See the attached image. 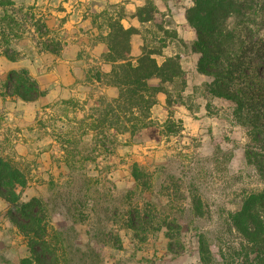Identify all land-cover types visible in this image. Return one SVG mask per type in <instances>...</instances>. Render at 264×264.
Listing matches in <instances>:
<instances>
[{
	"label": "rangeland",
	"instance_id": "1",
	"mask_svg": "<svg viewBox=\"0 0 264 264\" xmlns=\"http://www.w3.org/2000/svg\"><path fill=\"white\" fill-rule=\"evenodd\" d=\"M147 1L156 8L151 22L136 10ZM192 0H0V156L25 173L20 200L41 198L48 226L61 233L64 253L58 264H200L197 234L213 251L237 245L227 224L241 197L264 187L246 163V129L233 118V104L210 97L202 85L211 80L196 69L195 30L185 18ZM10 15L15 19L8 22ZM133 28L128 56L143 43L165 38L157 63L178 55L185 87H165L184 103L168 104L158 93L149 126L131 135L96 127L117 89L95 78L111 64L104 58L108 25ZM6 53L8 56H6ZM27 71L42 95L25 101L4 94L9 71ZM191 105V108H189ZM170 123V124H169ZM136 164L148 187L131 174ZM191 193L203 216L191 211ZM0 197V264H20L28 256L26 237L8 215ZM135 219L136 229L129 227ZM181 226L172 250L158 221ZM220 261L219 254H214Z\"/></svg>",
	"mask_w": 264,
	"mask_h": 264
},
{
	"label": "trees",
	"instance_id": "2",
	"mask_svg": "<svg viewBox=\"0 0 264 264\" xmlns=\"http://www.w3.org/2000/svg\"><path fill=\"white\" fill-rule=\"evenodd\" d=\"M155 14L150 1L135 12L141 22L153 21ZM185 18L196 33L192 43L193 51L199 54L196 69L211 78L202 85L203 91L233 104V118L248 136L246 163L264 180V0H192L185 8ZM10 21H15L12 15ZM108 28L104 58L111 66L105 72L96 71L95 78L115 87L117 95L105 104L95 126L133 135L150 125L149 113L158 93L166 94L168 104L176 98L184 103L180 93L172 97L165 84L176 83L182 90L185 73L178 55L167 56L161 63L153 56L161 54L165 38L173 37L174 31L157 25L156 32L162 31V35L143 43L141 54L133 60L128 51L135 29L123 28L116 20L110 21ZM4 84V94L25 101L42 95L24 69L9 71ZM131 174L137 185L148 187L147 174L136 164ZM26 181L22 170L0 156V197L8 204L9 218L27 240L29 254L20 264H58L64 254L61 233L48 226L41 198L20 200L17 188ZM190 197L192 213L203 216L200 197L196 193ZM227 224L239 236L237 245L226 244L224 250L218 247L213 251L208 237L198 233L200 264H264V187L245 193L239 207L228 213ZM129 227L137 230L135 219L129 220ZM161 228L172 250L181 226L175 220L162 219L156 230ZM216 253L220 261L215 259Z\"/></svg>",
	"mask_w": 264,
	"mask_h": 264
}]
</instances>
